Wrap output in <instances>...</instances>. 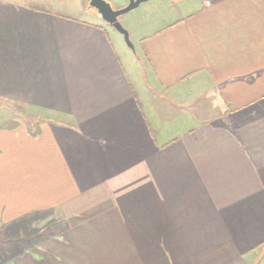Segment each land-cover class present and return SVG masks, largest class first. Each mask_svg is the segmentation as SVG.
Instances as JSON below:
<instances>
[{
	"label": "crops",
	"instance_id": "0c3cea01",
	"mask_svg": "<svg viewBox=\"0 0 264 264\" xmlns=\"http://www.w3.org/2000/svg\"><path fill=\"white\" fill-rule=\"evenodd\" d=\"M59 1L0 0V264H264V0H155L133 54Z\"/></svg>",
	"mask_w": 264,
	"mask_h": 264
},
{
	"label": "rangeland",
	"instance_id": "374dc122",
	"mask_svg": "<svg viewBox=\"0 0 264 264\" xmlns=\"http://www.w3.org/2000/svg\"><path fill=\"white\" fill-rule=\"evenodd\" d=\"M30 1H32V3H36L37 7L39 8H43V9L51 10V11H58L59 13H64L63 12L64 8L60 9L59 4L57 5V9H55L54 6L52 8V7L46 6V4H43L41 2L38 3L41 0H30ZM42 1L44 3L51 2L53 5L56 3L55 0H42ZM67 1L68 0H60L59 2H62L65 4L67 3ZM69 1L73 2L74 5L76 4L75 6L79 8L78 7L79 0H69ZM165 11H166L165 8L155 5V0H148L144 3H141L136 9L118 17V22L128 33L129 40L134 47V51H130L129 49H127V46L123 41V37L118 32H116L113 28L110 30H112L114 36H117V38H119V42L122 44L123 48H126L128 54H133V52L135 51L138 52V44H137L138 42L137 41H138V38L142 35V34H136L135 31H137L138 28H140L141 26H144L149 20L153 19V17H155V14H157L158 12L165 13ZM19 109H22V107ZM2 111L3 112L0 114V121H2L4 116H6L7 114L5 110H2Z\"/></svg>",
	"mask_w": 264,
	"mask_h": 264
},
{
	"label": "water",
	"instance_id": "95a60500",
	"mask_svg": "<svg viewBox=\"0 0 264 264\" xmlns=\"http://www.w3.org/2000/svg\"><path fill=\"white\" fill-rule=\"evenodd\" d=\"M146 1L148 0H128V4L124 8L118 10H114L105 0H90L89 6L96 10L97 14L106 24L123 37V41L127 48L134 51V47L129 40L128 33L118 22V17L136 9L141 3Z\"/></svg>",
	"mask_w": 264,
	"mask_h": 264
}]
</instances>
